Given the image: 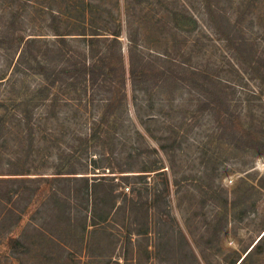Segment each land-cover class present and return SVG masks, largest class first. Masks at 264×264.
<instances>
[{
	"label": "rangeland",
	"instance_id": "rangeland-1",
	"mask_svg": "<svg viewBox=\"0 0 264 264\" xmlns=\"http://www.w3.org/2000/svg\"><path fill=\"white\" fill-rule=\"evenodd\" d=\"M31 1L0 0L2 20L13 14L16 25L21 24L17 19L24 18L25 29L31 26L36 31L46 14L39 11L43 0ZM223 6L231 17L236 10L244 11L240 25L264 48V0H231ZM29 11H35L34 21H28ZM124 12L129 17L127 24L122 22L118 42L113 43L116 53L126 52L130 37L143 53L163 54L182 61L188 69L208 63L227 93L232 91L230 83L239 84L230 104L239 111L242 124L264 126V86L236 69L223 41L211 37L199 0H129L127 6L125 0H117L116 18ZM200 29L204 35L196 40ZM34 33L48 37L52 32L41 28ZM67 46L78 52L84 43L74 36L67 39ZM14 57H5L0 49V98L10 104L24 100V93H39L32 116L37 117L33 121L38 127L33 129V144L24 132L5 135V142L0 138V264H185L177 246L153 257L151 229L156 219L165 220L163 230L176 233L180 229L201 264H230L262 232L264 155L234 148L218 138L214 115L194 113L195 93L166 82L147 92L127 87L119 119L123 121L120 131L127 130L132 141L147 149L146 165L162 166L163 177L148 173L141 199L146 194L149 201L152 191L163 187L164 178L165 202L155 208L143 203L127 210L118 207L117 198L112 207L100 203L91 211L85 197L79 192L73 195L72 190H81V181L69 174L52 178L50 172L59 163L63 171L83 172L75 176L105 173L88 165L95 147L91 139L81 136L99 108L101 94L88 89L84 93L82 87L77 92L72 87L56 92L38 74L14 73ZM16 75L19 81L11 83ZM53 93L58 111L55 122L39 105L49 103ZM84 107L92 108L87 116H82ZM63 120L69 128L59 133L55 143L41 137L58 129ZM117 128L109 125L108 136L118 133ZM105 147L107 157L116 159L119 145L109 141ZM112 188L114 193L120 190ZM95 192L100 195L103 190ZM14 238L18 240L15 246L10 240ZM246 264H264V252L251 255Z\"/></svg>",
	"mask_w": 264,
	"mask_h": 264
},
{
	"label": "trees",
	"instance_id": "trees-1",
	"mask_svg": "<svg viewBox=\"0 0 264 264\" xmlns=\"http://www.w3.org/2000/svg\"><path fill=\"white\" fill-rule=\"evenodd\" d=\"M199 1L210 27L211 37L213 39L219 37L223 41L227 55L236 69L248 77L257 79L258 83L264 86V48L258 47L256 40L248 37L240 25L244 11L236 10L234 12L236 16L231 17V13H228L223 6V2L231 0ZM25 2L33 1L25 0ZM128 2L129 0H125L126 6ZM116 3L117 0H43L39 11L44 12L46 16L42 18L43 25H39L36 31L31 26L30 29H25L24 18L17 19L21 24L16 25L13 14L4 20L0 15V49L9 59L15 55L11 67L14 73L38 74L45 81L47 88L55 86L56 92L70 87L77 92V87H82L84 93L88 89L92 94L96 92L101 94L99 108L81 136L84 139L85 137L91 139L95 147L88 165L91 168L94 166L105 170L101 171L105 173L90 178L85 174L75 176L74 174L83 172L74 169L63 171L59 163H56L53 171L50 172L53 175L51 177L58 178L64 177L61 176L63 174H69L73 176L67 177L81 181L83 183L81 190L74 189L72 192L73 195L79 192L85 197L91 211L100 203L105 206L109 204L110 208L117 202V198L118 207L127 210L142 206L143 203H148V207L154 205L155 208L160 201L165 202L167 182L164 178H161L163 187L153 190L149 201L146 199V194L144 199H141L142 190L146 189L148 173L152 172L163 177V170H160L162 166H158L156 162L153 165H146L144 158L147 149L141 143L132 141L127 130L120 131L123 121L119 120L126 104L127 87L130 90L147 92L151 86L155 87L165 82L195 93L194 113L209 112L214 115L219 129L218 138H222L234 148L264 155V126L260 123L243 125L239 111L230 104L233 99L230 96L234 95V88L239 84L230 83L229 87H232V91L227 93L222 79L211 73L208 63L188 69L182 61L163 54L143 53L138 49L137 41L130 37L127 39L126 52L114 51L113 43L118 42L122 22L126 23L129 17L127 12H124L122 18H116L114 13ZM34 12H27L28 21H34ZM41 28L52 32L51 36L45 37L43 33H34L41 32ZM201 31L200 29L196 40L201 39V34L204 35ZM74 36L84 43L83 50L74 52L68 48L67 39ZM101 41L109 42L100 45ZM111 54H116L113 59H110ZM39 57L42 58L40 62L37 61ZM17 75L11 83L19 81ZM38 94L35 91L29 92L28 95L24 93V100L10 104H4V100L7 99L0 98L1 142H5L4 136L7 134L24 132L29 144H33L35 134L33 129L37 130L38 127L33 121L37 117H32L37 110L33 105ZM54 95L53 93L51 98L47 99L49 103L39 105L44 110L43 114L52 116L51 120L55 122V114L58 111L54 110L56 104L53 101ZM234 101L240 100L234 99ZM91 109L84 107L82 116L91 113ZM62 122L59 123L58 129L49 130L48 134L42 133L41 137L55 143L59 133L69 128L65 120ZM106 124L117 125L118 133L108 136ZM134 133L142 139V134L137 128H134ZM52 134L55 137H51ZM109 141H115V145H119L114 160L107 157L109 154L105 146ZM112 186L120 190L116 188L117 192L114 193ZM98 189L103 190L102 194L96 195L95 191ZM153 222L151 246L154 258H159L165 250L177 246L182 262L201 264L180 229H177L176 233L169 232L162 229L166 224L165 220L156 219ZM10 240L13 246L18 242L16 238ZM262 252H264V228L249 245L243 248L241 251L243 255H236L230 264H246L251 255H259Z\"/></svg>",
	"mask_w": 264,
	"mask_h": 264
}]
</instances>
